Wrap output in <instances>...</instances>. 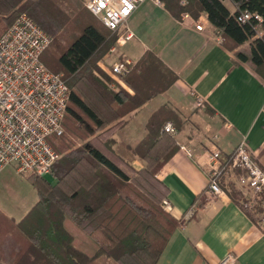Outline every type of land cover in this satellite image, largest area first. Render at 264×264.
Listing matches in <instances>:
<instances>
[{"label":"trees","instance_id":"trees-1","mask_svg":"<svg viewBox=\"0 0 264 264\" xmlns=\"http://www.w3.org/2000/svg\"><path fill=\"white\" fill-rule=\"evenodd\" d=\"M160 1L176 18L183 12L196 19L206 13L210 24L221 31L223 45L264 75V0H230L234 11L224 0ZM243 12L252 18L241 22L238 17ZM22 14L51 36L41 60L53 72L63 73L71 95L63 134L48 137L58 155L51 173L27 175L38 200L19 220L0 210V262L158 264L171 236L185 222L165 208L170 188L158 177L179 149L166 125L171 122L179 128L183 119L168 104L152 113L146 135L132 149L143 159L142 168L115 150L110 125L125 127L147 101L169 89L178 75L147 50L123 76L133 92L122 87L113 90L94 75V59L115 44L119 33L105 26L80 0H0V38ZM73 16L81 21L74 37L78 26L71 29ZM234 154L224 161V173L230 172ZM219 182L239 203L250 204L245 209L254 221L264 219V189L251 197L232 180L221 176ZM196 199L204 205L205 191ZM84 243L94 246V251L84 248Z\"/></svg>","mask_w":264,"mask_h":264},{"label":"crops","instance_id":"crops-1","mask_svg":"<svg viewBox=\"0 0 264 264\" xmlns=\"http://www.w3.org/2000/svg\"><path fill=\"white\" fill-rule=\"evenodd\" d=\"M224 3L234 11L230 0ZM184 13L189 12L176 18L161 1L148 0L124 26L123 31L129 29L133 37L120 54L135 62L147 50L153 51L178 78L130 117L116 134L115 147L136 168L143 167L132 147L146 135L152 113L168 104L183 122L173 133L179 149L158 177L170 188L171 213L185 222L171 236L158 264H222L229 254L236 258L233 264H264V219L254 221L225 189L212 194L208 172L214 150H220L225 161L241 143L264 169V75L223 45L221 31L210 24L206 13L197 19L189 13L203 30L184 20ZM132 40L136 44L127 46ZM199 97L202 106L197 105ZM222 176L225 181L230 178L228 171ZM33 189L37 198L30 208L38 200ZM203 191L206 200L201 205L196 198ZM26 213L4 214L19 220Z\"/></svg>","mask_w":264,"mask_h":264},{"label":"built area","instance_id":"built-area-1","mask_svg":"<svg viewBox=\"0 0 264 264\" xmlns=\"http://www.w3.org/2000/svg\"><path fill=\"white\" fill-rule=\"evenodd\" d=\"M146 1L86 0L85 7L105 26L117 31L118 41L124 44L133 37L129 29L123 31L124 26ZM250 18L249 12L238 17L241 22ZM255 18L262 20L259 15ZM183 19L192 21L198 30L204 29L203 24L189 13H184ZM51 41V36L25 14L20 15L0 38V172L15 164L19 173L49 175L58 158L48 137L64 132L71 90L63 73L53 72L41 60ZM131 63L128 59L116 63L111 74L123 77ZM203 103L199 97L197 105ZM166 130L175 132L171 122L167 123ZM223 163L221 151L214 150L208 166L209 189L214 195L224 192L219 182L224 174ZM232 167L240 168L242 172L237 174ZM232 167L228 175L245 194L254 197L263 191L264 169L244 143L235 149ZM164 204L168 211L172 210L167 199ZM235 259L229 254L221 263L233 264Z\"/></svg>","mask_w":264,"mask_h":264},{"label":"rangeland","instance_id":"rangeland-1","mask_svg":"<svg viewBox=\"0 0 264 264\" xmlns=\"http://www.w3.org/2000/svg\"><path fill=\"white\" fill-rule=\"evenodd\" d=\"M85 1L86 0H80V3L83 7H85ZM71 23H72L71 29L75 25L78 26V28H76V31L73 33V37H74V35H76L80 30L81 21H78V18L73 16ZM259 33H261V32H259ZM124 44H121L117 39L115 44L110 49H107V50L99 53L97 55L96 59H94L96 66H95L93 72H94V75L96 77L100 78L109 88H111L113 90H119L122 87V88L130 91V87L126 84L123 77H119L116 75L114 76L113 74H111L112 67L116 63L127 60L126 57H124L122 54H120L121 53L120 49L122 48V46ZM135 44H136V40H132V41L128 42L127 46L128 45H135ZM114 48H115V50H114ZM119 80L122 81L124 83V85L121 84L119 82ZM114 124L115 123H112L110 126H112V134H113L112 136H114L116 138V134L121 129L119 127H117V125H114ZM132 149H133V147H132ZM115 150H116V147H115ZM132 152H133V150H132ZM133 154L136 155L138 158H140L143 161V159L141 157H139L137 154H135L134 152H133ZM122 157L125 158L124 156H122ZM126 160L128 162H130L128 159H126ZM144 165H145V163H144ZM140 168H142V167H140ZM27 175L28 174L18 173L16 170L15 164L7 167L3 173H0V210H2L5 214L7 213L10 216H12V215L13 216H20L23 213H26V211L30 208V206L36 200L37 195H36L35 191H33L34 190L33 186L30 183V181L27 179ZM226 181H229V179L227 178ZM242 205L246 208L247 207L251 208L250 204L247 205L246 203H244ZM10 209H12L13 212H10L11 211ZM81 245L84 248H86L92 252L94 251V246H91V245L86 244V243L81 244ZM0 264H2V262H0Z\"/></svg>","mask_w":264,"mask_h":264}]
</instances>
